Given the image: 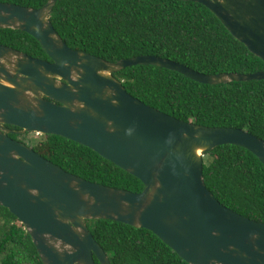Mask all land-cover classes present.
<instances>
[{"label": "water", "instance_id": "water-1", "mask_svg": "<svg viewBox=\"0 0 264 264\" xmlns=\"http://www.w3.org/2000/svg\"><path fill=\"white\" fill-rule=\"evenodd\" d=\"M57 0L31 8L0 2V28L28 33L49 59L0 44V206L23 224L43 264H110L87 219L146 228L188 264H264V222L220 203L203 155L221 144L253 153L264 140L232 126L180 120L130 95L113 73L153 65L206 84L264 79L206 74L152 54L117 61L67 45L49 20ZM264 62V0H191ZM9 126L18 129H10ZM56 134L98 153L143 183L130 191L65 171L9 133Z\"/></svg>", "mask_w": 264, "mask_h": 264}, {"label": "trees", "instance_id": "trees-1", "mask_svg": "<svg viewBox=\"0 0 264 264\" xmlns=\"http://www.w3.org/2000/svg\"><path fill=\"white\" fill-rule=\"evenodd\" d=\"M47 1L0 0L31 8ZM49 20L69 47L111 62L152 54L206 74L264 69V62L236 40L213 12L191 0H57ZM0 44L46 57L38 41L18 29L0 28ZM113 75L130 95L180 120L237 127L264 140V79L206 84L142 64ZM20 135L9 136L19 139ZM31 147L86 180L135 192L143 188L138 178L68 138L45 134ZM204 154L208 156L204 182L214 197L237 213L264 222L263 163L233 144L218 145ZM85 222L110 264H188L146 228L110 219ZM93 258L94 264H100ZM0 264H43L23 224L4 206H0Z\"/></svg>", "mask_w": 264, "mask_h": 264}, {"label": "rangeland", "instance_id": "rangeland-1", "mask_svg": "<svg viewBox=\"0 0 264 264\" xmlns=\"http://www.w3.org/2000/svg\"><path fill=\"white\" fill-rule=\"evenodd\" d=\"M20 138L31 146V145H34L39 139L42 138V134H37L35 132H28L26 134L23 133L20 136ZM202 155H203V160L208 161V156L206 154H202Z\"/></svg>", "mask_w": 264, "mask_h": 264}, {"label": "flooded vegetation", "instance_id": "flooded-vegetation-1", "mask_svg": "<svg viewBox=\"0 0 264 264\" xmlns=\"http://www.w3.org/2000/svg\"><path fill=\"white\" fill-rule=\"evenodd\" d=\"M41 58L48 59L47 57H41ZM48 60H49V59H48ZM9 127H10V126H9ZM13 127H14V126H13ZM10 128H12V127H10ZM12 129H18V128H12ZM10 134H12V133H9V135H10ZM22 134H23V133H21V135H22ZM24 134H25V133H24ZM37 134H38V133H37ZM21 135H20V136H21ZM20 136L18 137L19 140L21 139Z\"/></svg>", "mask_w": 264, "mask_h": 264}]
</instances>
